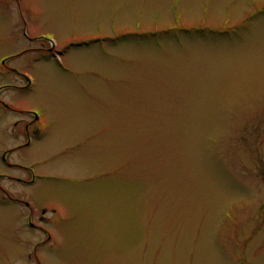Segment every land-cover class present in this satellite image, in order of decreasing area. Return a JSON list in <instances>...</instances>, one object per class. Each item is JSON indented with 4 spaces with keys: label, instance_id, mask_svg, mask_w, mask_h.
<instances>
[{
    "label": "rangeland",
    "instance_id": "374dc122",
    "mask_svg": "<svg viewBox=\"0 0 264 264\" xmlns=\"http://www.w3.org/2000/svg\"><path fill=\"white\" fill-rule=\"evenodd\" d=\"M3 89L0 264H264V0H0Z\"/></svg>",
    "mask_w": 264,
    "mask_h": 264
},
{
    "label": "flooded vegetation",
    "instance_id": "af4514ba",
    "mask_svg": "<svg viewBox=\"0 0 264 264\" xmlns=\"http://www.w3.org/2000/svg\"><path fill=\"white\" fill-rule=\"evenodd\" d=\"M48 51L51 52V53L50 54H47V55H44L43 56L44 58L51 59L52 57L55 56V54H54L55 50L54 49H51L50 48V49H48ZM9 69L10 70H13V71H18L16 68L9 67ZM10 87H14V86H9V88ZM4 89L1 90V92L4 91ZM1 103L4 104V106L8 107V105H6L5 103H3V102H1ZM33 124H34V122H31L29 124L27 123L26 128H25V134H26V136L29 139V141L27 142V144H30L31 134L36 135V136H39V131L36 130V128L33 126ZM3 160L5 161L4 158H3ZM5 162L8 163L7 160ZM9 198H11V197H9ZM23 204H24V202H23ZM27 205L30 207L29 214L27 216L28 221L30 222L29 223L30 224V227L32 229H34V230L41 231L42 233L45 234V238H43V239H41L39 241H35V243L33 245V254H34L33 256H34V258H32V254H29V256H30L29 259H31V260L34 259L35 260L34 262L36 264H42L40 258L38 257V251L41 250L44 246H49V245L52 244V236L50 234V231H49V229L47 227H45L43 225H50L51 224V220L46 217L47 211L45 210V211H42L41 212V216H39V223H34L33 222V217H34V214H35V210L29 204H27ZM54 213H55V211H53V214Z\"/></svg>",
    "mask_w": 264,
    "mask_h": 264
},
{
    "label": "trees",
    "instance_id": "16d2710c",
    "mask_svg": "<svg viewBox=\"0 0 264 264\" xmlns=\"http://www.w3.org/2000/svg\"><path fill=\"white\" fill-rule=\"evenodd\" d=\"M186 33L190 34V33H193V32H192V31H187V30H186Z\"/></svg>",
    "mask_w": 264,
    "mask_h": 264
},
{
    "label": "water",
    "instance_id": "95a60500",
    "mask_svg": "<svg viewBox=\"0 0 264 264\" xmlns=\"http://www.w3.org/2000/svg\"><path fill=\"white\" fill-rule=\"evenodd\" d=\"M52 49H54V48H52ZM36 118H38V116H36ZM4 159H6V155H4Z\"/></svg>",
    "mask_w": 264,
    "mask_h": 264
}]
</instances>
